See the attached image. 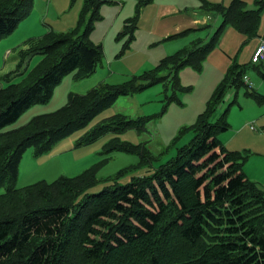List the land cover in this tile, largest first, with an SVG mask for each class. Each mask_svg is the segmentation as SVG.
Wrapping results in <instances>:
<instances>
[{"label": "trees", "instance_id": "16d2710c", "mask_svg": "<svg viewBox=\"0 0 264 264\" xmlns=\"http://www.w3.org/2000/svg\"><path fill=\"white\" fill-rule=\"evenodd\" d=\"M152 1L137 0L135 15L119 34H128V42L135 38L142 9ZM101 2L85 0L75 29L50 30L26 40L16 70L23 75L34 56L42 59L20 82L0 88V188L6 189L0 195V264H264V191L244 171L248 152L231 151L220 140L230 129L228 110L211 120L230 89L237 93L244 88L246 95L264 104V95L244 82L247 65L236 60L191 126L195 133L189 145L148 176L118 184L123 173L119 171L110 177L112 183L91 194L88 191L98 184L106 158L74 177L17 187L28 149L36 155L49 152L89 126L120 96L171 76L173 86H178V72L187 66L200 70L208 55L209 46L178 51L139 76L141 84L135 78L123 85L104 83L86 94L70 93L57 111L38 114L24 126L4 131L32 106L50 101L68 75L83 80L95 73L103 48L90 37ZM205 3L204 8L222 17L212 42L227 26L247 38L257 35L264 0L251 10L243 0L229 5ZM33 5L34 0H0V39L16 30ZM169 66L167 75L160 74ZM259 72L264 79V71ZM150 120L115 113L97 122L81 142L113 133L104 154L137 153L149 162L144 143L122 141L119 135L129 129L142 132Z\"/></svg>", "mask_w": 264, "mask_h": 264}, {"label": "rangeland", "instance_id": "374dc122", "mask_svg": "<svg viewBox=\"0 0 264 264\" xmlns=\"http://www.w3.org/2000/svg\"><path fill=\"white\" fill-rule=\"evenodd\" d=\"M49 2L34 0L27 18L11 34L0 39V88L9 82H20L42 59L39 54L34 56L23 75L16 70L15 60L26 40L41 37L50 30L66 32L78 26L85 0H52L51 6ZM136 3L137 0H103L99 6L100 17L95 21L90 37L103 48V59L95 73L83 80H76L73 74L68 75L55 89L50 101L32 106L16 122L6 126L4 131L20 128L38 114L57 111L66 105L70 93L86 94L104 83L123 85L135 78L141 84L142 78L139 76L157 69L162 60L178 51H193L194 48L209 46L202 68H182L178 72V86H173L171 76L165 82L143 88L135 94L120 96L111 108L96 117L89 126L58 142L47 153L36 155L33 149H28L21 161L17 187L22 188L41 180L53 182L61 176L74 177L106 158V164L98 173V184L88 191L91 194L98 193L112 183L110 177H115L119 171L123 173L118 177V184L148 176L159 166L176 158L182 148L189 145L195 133L191 126L205 111L218 82L223 79L234 60L247 65L245 74L250 78L252 88L257 90L255 81L264 84V79L252 63L258 45L251 50L256 39L260 43L264 38L243 37L234 27L227 26L214 43L211 40L218 29L215 23L219 16L216 11H210L213 16L209 18L207 27L200 28L202 24L188 22L190 17L195 19L206 16L202 1L153 0L142 9L135 38L128 42V34H119L124 30L125 21L135 15ZM248 5V9L257 6L252 1ZM208 29H211L212 35ZM258 34L262 35L260 31ZM213 43L214 48L211 46ZM169 68L171 66L164 68L160 74L167 75ZM260 68L264 70V62ZM9 73L12 74L7 79ZM143 81L147 85L146 80ZM244 92V88L237 93L230 89L224 101L218 105L212 122L227 110L229 116L230 110L237 105L239 95ZM115 113L132 118H151L142 132L129 129L119 135L122 141L144 143L151 161L146 158L149 162H144L142 155L137 153L112 151L109 155L104 154V145L114 136L113 133H105L93 141L81 142L85 133L97 122ZM5 191L4 187L0 188V195Z\"/></svg>", "mask_w": 264, "mask_h": 264}, {"label": "crops", "instance_id": "0c3cea01", "mask_svg": "<svg viewBox=\"0 0 264 264\" xmlns=\"http://www.w3.org/2000/svg\"><path fill=\"white\" fill-rule=\"evenodd\" d=\"M200 1L204 3L205 1H207L208 3H212V4L220 3L223 5H229L233 0H200ZM243 1L247 4V6H249L248 5L249 1H252L253 4L255 3L257 5L258 0H243ZM49 3H50L49 6H51L52 0H50ZM204 3H203V6H204ZM256 8H258V6H256L253 9H256ZM251 9L252 8H249V10ZM204 10L207 11L205 12L206 16H204V18L200 17V18L193 19L192 17H190V20L188 22L190 23L195 22L198 24H202V26L198 25L200 28L207 27L209 25L208 24L209 18L213 15L207 9V7L204 8ZM143 16H144V13H142V17ZM216 20L217 21L215 25L219 27L222 23V17L220 14L218 17H216ZM263 21H264V11L261 12V19H260V24L258 28V31H260L262 35L261 34L259 35L257 32V35L255 36L260 39L264 38V26H263L264 22ZM260 26H262L261 30H260ZM207 31H210L209 33L211 34V29H208ZM236 32L239 33L240 35L242 34L237 30ZM242 35L243 37H246L244 34ZM257 45H259V39L255 40L254 44L252 45L251 50H253V48L256 47ZM262 62H264V60H261L260 64ZM18 63H19V55H18V59L15 60L16 69H17ZM260 64L253 63V67L258 72H259V69L262 70L260 68ZM254 85L257 87V90L253 88L254 91L259 94L264 95V84L258 83L257 81H255ZM236 102H237V105L235 107L233 106L234 108L230 110L229 116H228V121L230 123V129L222 133L219 137L227 149L231 151H241L244 153L248 152L247 162L244 166V171L247 174V176L252 181L256 182L258 186L264 191V104L258 103V101L254 97L250 95H246L245 93H243V95L240 94L239 99Z\"/></svg>", "mask_w": 264, "mask_h": 264}, {"label": "built area", "instance_id": "2783aa9c", "mask_svg": "<svg viewBox=\"0 0 264 264\" xmlns=\"http://www.w3.org/2000/svg\"><path fill=\"white\" fill-rule=\"evenodd\" d=\"M261 60H264V39H262L261 42L259 43V45L256 47V50H255L253 57H252L253 63H258ZM244 80L246 83L249 84V86H251V83L249 82L248 76L245 75Z\"/></svg>", "mask_w": 264, "mask_h": 264}, {"label": "bare ground", "instance_id": "6f19581e", "mask_svg": "<svg viewBox=\"0 0 264 264\" xmlns=\"http://www.w3.org/2000/svg\"><path fill=\"white\" fill-rule=\"evenodd\" d=\"M27 18V17H26Z\"/></svg>", "mask_w": 264, "mask_h": 264}]
</instances>
